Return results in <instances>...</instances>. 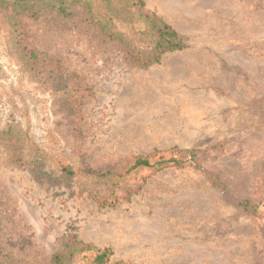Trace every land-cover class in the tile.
<instances>
[{"label":"rangeland","instance_id":"374dc122","mask_svg":"<svg viewBox=\"0 0 264 264\" xmlns=\"http://www.w3.org/2000/svg\"><path fill=\"white\" fill-rule=\"evenodd\" d=\"M143 1L186 45L145 70L81 16L0 5V131L22 153L1 140L0 249L19 264H50L71 237L124 264H264V0ZM186 150L193 163L118 188L78 176Z\"/></svg>","mask_w":264,"mask_h":264},{"label":"trees","instance_id":"16d2710c","mask_svg":"<svg viewBox=\"0 0 264 264\" xmlns=\"http://www.w3.org/2000/svg\"><path fill=\"white\" fill-rule=\"evenodd\" d=\"M0 5L10 9L12 13L26 12L32 17H38L42 9H48L50 13L61 18L81 16L82 21L95 37L103 43H111L129 66L140 70L158 65L165 54L179 52L186 48L183 40L171 26L156 14L146 11L143 0H0ZM15 26L17 27V23ZM25 57L29 65L36 64L38 59L33 51L30 55L25 53ZM46 62L55 63L52 71H49L51 74L56 66H59L51 83L61 82L63 71L61 65H58L60 62L54 59ZM64 89V94L70 98L71 89L63 84ZM76 90H79L78 87ZM1 140L10 148L11 161L22 166L19 137L15 136L13 131L7 133L2 130L0 131V142ZM180 153L184 155V159H163L157 157V152L154 151L145 156L135 157L133 164L123 173L88 170L78 176L90 183L118 188L127 185L140 173L150 175L168 166L181 167L188 162L193 163L194 151L186 150ZM156 157L158 160L154 161ZM37 170L38 168L34 167L31 172L35 173ZM61 171L67 177L77 176L67 168H62ZM240 206L247 210L248 203H240ZM81 253L88 254V257L84 258L85 264H124L121 261H111L112 252L109 248L100 249L78 242L73 237L65 240L63 254H54L50 264H68L75 254ZM0 264L19 263L5 255L0 249Z\"/></svg>","mask_w":264,"mask_h":264}]
</instances>
